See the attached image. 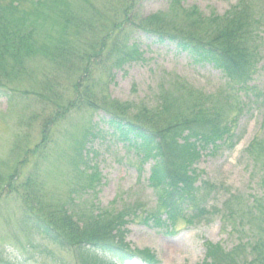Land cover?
I'll list each match as a JSON object with an SVG mask.
<instances>
[{
    "label": "rangeland",
    "instance_id": "obj_1",
    "mask_svg": "<svg viewBox=\"0 0 264 264\" xmlns=\"http://www.w3.org/2000/svg\"><path fill=\"white\" fill-rule=\"evenodd\" d=\"M37 1L21 0V6L31 11ZM239 1H244L247 10H254L248 49L250 68L257 69L249 84L254 90L239 93L247 106L236 127L244 137L233 152L205 157L200 168L204 177L220 186L211 205L221 206L231 193L255 197L261 194V165L256 168L241 152L264 132V101L259 100L248 111L258 100L255 90L264 92V25L254 17L255 6L259 5L263 12L264 0H46L40 7L44 15L41 19L39 12L32 15L34 31L24 37V43L33 46L32 54L22 67L20 58L8 56L7 68L0 69V264H53L54 258L62 264H79V252L87 250L76 246L63 249L34 232L26 222L25 190L16 195L8 187L13 174L11 180L21 183L30 179L32 195L35 197L41 190L47 205L69 204L73 196L81 205L86 201L114 212L129 206L140 212L141 216L129 223L127 240L137 249H151L158 261L151 263L136 257L124 264H198L204 259L206 240L220 242L231 250L239 241L245 243L252 238L248 224H237V219L226 221L220 215L193 226L182 220L177 234L144 224L142 208L154 210L158 205L148 182L150 163L140 170L135 158L125 156L119 144L112 147L114 143L109 138L90 137L87 145L86 160L101 171L98 192L82 195L84 191L79 193L77 186L90 173L81 159L76 160L83 130L99 122L104 113L83 106L76 99V85L77 90L97 94L98 102L129 105L132 111L127 114L133 119L145 105L152 109L167 104L169 112L180 113L199 97H221L220 89L228 91L231 87L228 78L211 65L195 66L174 43L160 42L154 31L165 24L168 34L210 40L209 17L221 16L222 24H227V12ZM0 2L5 5L12 0ZM155 15L165 17L161 25L151 18ZM230 21L237 22L238 18ZM1 23L0 20V30ZM67 23L69 32L81 35L76 47L90 49L91 59L78 60L77 52L74 64L58 67L51 59L56 55L46 57L42 44L48 41L49 49L67 41V35L61 41L58 35L53 37L55 32L64 31ZM114 24L121 28L117 31L120 39L114 40L116 31L112 36L108 34ZM135 28L147 34L134 32ZM83 61L89 63V68L81 64ZM44 249L46 255L41 251Z\"/></svg>",
    "mask_w": 264,
    "mask_h": 264
},
{
    "label": "trees",
    "instance_id": "obj_2",
    "mask_svg": "<svg viewBox=\"0 0 264 264\" xmlns=\"http://www.w3.org/2000/svg\"><path fill=\"white\" fill-rule=\"evenodd\" d=\"M45 1L38 0L31 11L27 10L28 6L24 4L21 6V0H12L5 5H1L0 2L1 70L7 68L10 63L8 56H14L16 60L20 58L22 67L26 58L32 54L33 46L25 44L24 37H28V31H34L31 28L34 27L32 15L39 12L40 19L44 15L40 7L42 9ZM243 3L244 1H240L238 6L227 12L229 17L228 20L224 18L227 21L225 25L222 24L221 16L209 17L207 26L209 36L212 37L210 40L199 41L194 35L181 38L168 34L164 31L165 24L154 32L160 38L167 36L176 41L178 46L188 51L196 62L212 63L229 77L239 78L238 82L244 83L253 73V69L250 68L248 40L254 10H247ZM196 11L200 13L197 8ZM17 13L21 16H15ZM127 16L128 14L124 15V18L127 19ZM232 17L238 18V21H230ZM254 17L256 19V16ZM151 18L156 19L158 25L165 20L162 15ZM82 23L86 25L87 21L83 19ZM63 29L64 31L55 32L53 37L58 35L61 41L67 35L69 36L67 41L49 49L48 41L42 44L44 51L47 52L46 57L56 55L51 59L58 67L74 64L77 52L78 58L82 53V47L80 45L76 47V41L80 43L81 35L75 36L76 32H69L68 23ZM120 29L114 24L112 30L109 28L108 34L112 36L113 31H116L114 33L116 36L113 35L114 40L120 39L122 36L117 35ZM135 29V32L147 33L139 30L140 28ZM221 29L225 32L223 33ZM69 38L75 40L70 41ZM85 67L89 68V64ZM77 87L78 85L75 88L76 99L83 106L90 111L104 113L99 122H92V126L83 130V138L79 142L76 160L81 159L82 165L86 164L90 169L83 183L77 185L79 193L83 191L82 195L88 191L95 193L102 180L99 169L91 166L86 160L90 137L98 138L109 134L129 151H135L142 162L149 160L153 162L150 185L156 192L158 207L145 212L144 220L147 223L155 222L157 225H162L166 221L174 223L180 218L187 217L186 211L189 206L200 213L210 211L204 202L210 195L209 190L214 186L209 180L202 179L198 166L205 156L217 154L225 148H235L238 144L240 138L235 134V125L242 113L241 100L235 95L232 97L228 94L226 97L217 98L205 95L189 103L190 106L180 113L169 112L166 109L167 104L151 107L152 109L145 105L138 109L133 119L127 114L132 111L129 105L125 103L116 105L113 101L98 102L97 94L82 92L77 90ZM54 103L52 101L51 105ZM233 112L237 113L233 116L231 115ZM246 152L248 159L256 168L257 165H261V194L255 197L231 193L223 202L222 208L214 207L213 210L221 212L226 218H237L242 225L248 224L253 232L252 238L245 243L240 241L241 243L231 250H226L217 243H206V257L201 264H264V135L262 138L255 137L249 143ZM12 176L8 179V187L12 194L20 195L21 189L25 190L26 206L23 207L26 209V222L48 241L63 249L76 246L80 247L79 249L88 247L125 255L132 253L126 242V227L131 213L137 215L135 209L128 206L114 212L111 209H100L86 201V204L81 205L77 201L78 198L73 196L70 197L69 204L47 205L42 201L41 190L35 197L32 195V190L28 187L30 179L21 183L18 179L11 180ZM79 253L78 259L81 264H96L95 261H91L94 256H91L90 249Z\"/></svg>",
    "mask_w": 264,
    "mask_h": 264
}]
</instances>
